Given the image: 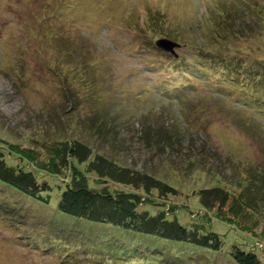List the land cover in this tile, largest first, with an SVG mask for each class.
<instances>
[{
	"label": "rangeland",
	"instance_id": "obj_1",
	"mask_svg": "<svg viewBox=\"0 0 264 264\" xmlns=\"http://www.w3.org/2000/svg\"><path fill=\"white\" fill-rule=\"evenodd\" d=\"M215 9H223L232 22L238 18L240 25L255 20L251 34L225 35L221 43L209 44L202 33L219 27ZM141 32L145 42L137 39ZM175 34L186 41L175 50L181 59L175 69L185 82L171 90L149 67V42ZM192 41L209 48L207 54L220 46L223 54L264 71V0H0V153L52 186L39 201L0 182V264H52L62 257L70 264H101L110 255L120 258L118 264H146L145 259L235 264L225 247L212 252L146 240L59 214L56 199L69 177L58 165L57 147L74 140L171 186L176 193L163 198L152 191L153 205L168 208L169 215L172 208L182 224L214 229L224 242L242 240L256 247L264 262V113L231 100L227 83L219 80L218 88L208 83L205 74H212L211 67L198 73L206 66L192 54ZM192 82L201 89H193ZM71 162L89 187H100L96 176L85 171L86 163ZM54 167L59 173H52ZM211 187L230 196L220 210L223 217L214 209L204 212L198 203L197 192ZM29 212L37 216L27 226L23 216ZM2 219L19 221L30 242L58 241L60 251L50 248L36 255L11 238ZM58 227L63 234L56 235ZM110 238L119 245L98 246Z\"/></svg>",
	"mask_w": 264,
	"mask_h": 264
},
{
	"label": "trees",
	"instance_id": "obj_2",
	"mask_svg": "<svg viewBox=\"0 0 264 264\" xmlns=\"http://www.w3.org/2000/svg\"><path fill=\"white\" fill-rule=\"evenodd\" d=\"M203 1L206 2L209 0ZM230 1L235 2L237 0ZM240 1L242 3H249L251 0ZM255 4L257 5V1H255ZM144 12L145 13L141 15L143 23L146 19V11ZM214 13L216 16L214 22L217 21V26L219 27L213 29L212 32L211 29H209L202 33L203 36L209 40V44H213L216 41H220L221 43V40L224 41L228 39L225 35L236 36L251 34L254 27L253 22H255V20L251 19V21H247L252 26L245 23L240 25L238 18H235V21L232 22L230 16L226 17L223 9H215ZM221 21H223L226 26L221 27L219 24ZM155 22L159 24L158 20ZM145 34V32H141L138 35V41L143 40L144 37H146ZM181 37L182 36L177 34L168 37L177 45L173 53L164 52L155 46V42H149V45H151L149 48V65L150 63L157 62V66L154 69L161 70L162 73L169 72L167 78H163V75H160L159 79H161L163 83L171 84L173 86L171 90L177 89L185 82L183 77L177 74V69H175L180 66L181 62L175 50H177L180 45L186 43V41H183L185 39ZM180 39H182V41ZM190 44L193 46L192 54L195 55V57L203 58L205 61L206 67L198 73H204L208 67H211L212 74H205V79L208 83L216 88L219 87V80L227 83L232 88L231 92L228 94L231 100L241 102L248 107H253L252 109H255L258 113H264V71H255L252 67H248V63L246 64L244 61H239L238 58L233 59L230 55L223 54L219 43H216L219 47L211 48L213 50L209 54L204 52V50L209 48L204 49L201 45H197L195 41H192ZM133 45L136 51L140 49L138 44ZM236 56L237 54H234V57ZM164 61L169 62L165 64ZM178 71H180V68ZM180 73L182 74V72ZM175 82L179 83L175 84ZM191 85L193 89H201V85H199L198 82H192ZM167 92L170 93L169 95H174L175 98L179 97V94H176L177 92ZM157 133L160 134L158 131ZM56 158L59 160L58 165L60 169L64 171L65 174V171L68 170L69 177V181L66 186L60 190L56 199L55 209L59 214L80 219L101 228H112L117 229L119 232L126 231L139 234L142 238L145 237L146 240L155 238L157 241L160 240L172 244H187L212 252L220 251L225 247L229 257L235 264H264V262L260 260L258 252H255L256 247H246L241 242L242 240H228L224 242L223 238L216 233L214 229L207 228L203 230L196 226H191V224H188L186 221L185 224H182L178 221V215L174 214L172 208L169 210L173 214L169 215L168 208L167 210H163L158 204L153 205L154 202L150 198L152 191H155L159 195L158 198L174 195L176 193L174 188L153 176L127 167H122L102 154L92 153L86 144L77 140L70 143L62 142L60 146L57 147ZM71 161H74L77 165H85L86 163L85 171L93 173L96 176V183H102L100 187H89L84 174L77 166L75 167ZM56 169L57 168L54 167L52 173H59ZM0 182L19 194L35 198L39 201H44L42 199L49 195V191L52 187L46 180L39 181L31 170L23 168L18 164L8 163L2 153H0ZM108 183L120 185L119 187L130 186L133 190L126 191L114 187L110 189ZM139 189L141 190L140 193L138 192ZM142 193L146 195L145 199L148 204H146L144 208H139L140 205L146 203L144 202L145 199ZM197 198L204 212L214 209L219 217H223L220 210L230 201L228 192L219 187L199 190L197 192ZM147 206H149V208H147ZM153 206H156L155 211H153ZM29 214L30 212L23 216L24 219L29 221L27 222V226L31 225V218L34 219L33 217L37 216L33 214L32 217H29ZM16 215H21V213ZM1 221L8 229L12 239H18L23 246L32 247L36 255H41L42 252L50 248L56 252L60 251L58 241H53V243H47L43 239L38 243L35 240H31V242L28 241L27 236L21 229L22 224H20L19 221L15 222L13 219L8 220L10 223L7 220H5L6 222L3 221V219ZM33 221L35 222V220ZM35 224L40 231L45 227L42 222H35ZM56 230L59 232L56 233V235L60 233L63 234L64 228L58 227ZM49 231L51 232V230ZM115 245H119V240L110 238V240H104V243L101 240V244L98 246L111 249ZM60 260L61 262H59ZM60 260L56 258L52 260L51 263L70 264L68 259L66 260L62 257ZM100 260L102 261L101 264H118L117 262L120 258L110 255ZM142 260L143 258L141 261ZM144 261L146 264H159L154 260L145 259Z\"/></svg>",
	"mask_w": 264,
	"mask_h": 264
},
{
	"label": "water",
	"instance_id": "obj_3",
	"mask_svg": "<svg viewBox=\"0 0 264 264\" xmlns=\"http://www.w3.org/2000/svg\"><path fill=\"white\" fill-rule=\"evenodd\" d=\"M155 44L165 50V51H169V52H173V48L175 46H177L175 43H173L171 40L165 39V38H161L160 40L156 41Z\"/></svg>",
	"mask_w": 264,
	"mask_h": 264
}]
</instances>
